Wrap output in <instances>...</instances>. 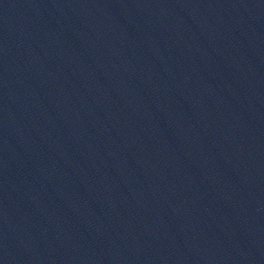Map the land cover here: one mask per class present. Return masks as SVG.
<instances>
[{
	"label": "water",
	"instance_id": "obj_1",
	"mask_svg": "<svg viewBox=\"0 0 264 264\" xmlns=\"http://www.w3.org/2000/svg\"><path fill=\"white\" fill-rule=\"evenodd\" d=\"M0 264H264V0H0Z\"/></svg>",
	"mask_w": 264,
	"mask_h": 264
}]
</instances>
